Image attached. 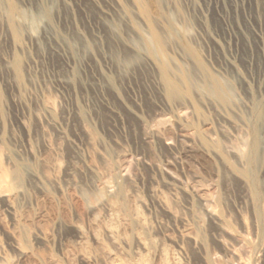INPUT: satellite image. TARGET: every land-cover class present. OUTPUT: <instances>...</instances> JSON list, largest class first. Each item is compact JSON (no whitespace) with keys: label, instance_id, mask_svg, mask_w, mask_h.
Wrapping results in <instances>:
<instances>
[{"label":"rangeland","instance_id":"374dc122","mask_svg":"<svg viewBox=\"0 0 264 264\" xmlns=\"http://www.w3.org/2000/svg\"><path fill=\"white\" fill-rule=\"evenodd\" d=\"M113 1L136 16V0H0L1 163L10 169L14 154L48 179L42 189L26 177L19 195L9 178L0 180V264H108L107 252L130 260L132 241L117 251L104 235L97 243L90 229L91 208L103 220L112 216L105 201L118 185L170 264H264V0H139L165 39L170 68L192 77L187 91L172 69L179 83L173 99L139 33L146 20L135 17L139 31ZM11 4L26 13L50 11L15 35L5 13ZM50 32L71 49L53 47ZM225 57H234L248 78ZM210 75L231 88L228 102L201 89ZM255 133V160L247 166L242 154L250 153ZM27 143L36 158L26 154ZM79 187L88 188L87 198ZM192 187L207 194L223 228L195 207ZM76 225L88 261L77 248ZM146 257L145 264H161L159 248Z\"/></svg>","mask_w":264,"mask_h":264},{"label":"bare ground","instance_id":"6f19581e","mask_svg":"<svg viewBox=\"0 0 264 264\" xmlns=\"http://www.w3.org/2000/svg\"><path fill=\"white\" fill-rule=\"evenodd\" d=\"M135 2L136 3L134 4V8L136 9V16L144 22L146 20V27L147 28L146 29L144 28L145 31L143 29L140 31V29H139L140 27H138V24H137L139 22H137V20H135L136 16L134 17L131 14L130 9H128V7H125V5H122L117 1H113L112 3L114 5V7L121 13L122 18H124V21H126L127 23H129L133 27L137 28L140 31L139 33L142 34V40H143L144 44L148 47L147 55L149 56V58L152 62L157 64V67L159 70V75H160L159 79L162 80L164 89L166 90V93L168 94L169 98H172L174 96V94L179 91V83L177 82L176 79L173 78V75H172V72L174 70H178V72L181 75L180 79L189 85L186 88V90L189 91L191 84H192L191 83V81H192L191 75L185 69H174V66H173V68L172 67L170 68L167 57H165L164 56L165 54L163 53L164 52L163 51V45L166 46V43L163 44L165 39L163 40L161 33H159L157 31L159 29L155 28L153 20L150 19V15L148 13L146 6L142 2H140L139 0H136ZM48 11H50V10L49 9L47 10L46 8H44L42 6L41 9H39L36 12L26 13L22 10H19L16 5L11 4L8 7L7 11H5V13H6V17H7V20L9 22L10 28L12 29V31L14 32L15 35H18L19 31H20V25L25 26V27L30 26L29 28H31V25H33L35 21L39 20L41 16L42 17L48 16ZM155 11H156V9H155ZM102 12L106 15V14H108V9L103 10ZM169 26H170V24H169ZM49 35L51 37H53V40H54V46L53 47H55L56 49L61 48L63 45H65L68 49H71V43H70V45L64 44L63 43L64 41L58 36L57 33L52 35L50 32ZM138 38H140V37H138ZM131 41L136 42L133 39ZM138 41H140V40H138ZM133 42H131V43L135 45V43H133ZM136 43H138V42H136ZM137 48H140V47H137ZM69 58H70V56H69ZM225 61L231 68H233V70L239 72L238 64L234 60V57L233 58L232 57H225ZM70 63H71V61H70ZM170 64H171V62H170ZM12 66H14L16 74L18 76H20V60L18 57H15V60H14V63L12 64ZM172 69H174V70L172 71ZM229 70L231 71V69H229ZM239 74L243 80L248 78L247 76H246V78H244L245 75L241 74L240 72H239ZM206 77H207V75H206ZM241 78H240V80H241ZM177 79H179V78H177ZM198 88H200V87H198ZM201 89L204 90L210 96L211 95L216 96L223 103L228 102L229 95L231 94V88L226 83L222 82V79L220 80L214 75H210L208 78H206L205 82L201 84ZM201 89H199V90H201ZM43 98H44V96H43ZM176 98H178V96ZM41 103H42V101H41ZM43 103H44V105H43L42 110H44L46 113H49L51 111L50 106L47 105V102L45 103L43 101ZM219 109H221V108H219ZM226 109H228V108H226ZM75 110H77L78 113L82 114L80 111V107H77V109H75ZM35 115H37V114H35ZM20 122L23 124V122H24L23 118L20 120ZM49 123H50V125L55 127L57 134H63V131L59 130V128H57L59 125H58V121L55 118H52V116H51V118H49ZM84 125H85V123H84ZM88 130H90V129H88ZM258 136L256 133L253 134V138L251 141L250 153L242 154V157L246 161L247 166L253 164V162L255 160L254 155H255V152H256V149L258 146ZM58 138H60V137H58ZM28 144L29 143H27V145ZM26 152H27L26 154L32 156L33 158H36L35 152L33 151L31 145H28L26 147ZM1 156H2V154L0 153V180L9 178V182L11 184L13 191H14V189H16L15 194H18L20 192V189L23 188L24 182L27 179H30L31 182L34 183L35 187L42 188V189L46 188L45 186L47 184V181H46L47 177L44 176L42 174V172L39 171L37 166H29L28 164L24 163L23 161H19V160H17V158H14V154L12 155L10 153L8 155L9 157H7V158H9V160H11L13 162V165L10 169H6L1 163ZM87 167L92 168L91 165H88ZM156 168H157V166H156ZM244 172L246 174L249 173V171L246 169H244ZM26 177H29V178L26 179ZM251 180H253V179L251 178ZM115 187H116V185H115ZM79 189H80L79 193L81 194L80 196L84 197L83 199H85L89 196V192L87 191L88 188L85 189V188L79 187ZM198 190H200V189H198ZM126 191H125L124 186L118 185V188H117L115 195L114 196L112 195L111 198H108L105 201L106 212L109 214L111 213V215H112V216L110 215L111 217L109 216L110 219L103 220L97 214V210L95 207L90 209L91 210L90 213L92 214L91 218H90L91 219L90 220V229H91L92 233L91 232L90 233H91L92 237L96 240L97 243H100L101 237L104 235L106 238L109 239L108 241H111V243L116 247L115 250H117V247L123 241L124 242H131L132 241L134 243V246H135L134 248L136 249L135 251H133V253H132L133 257L130 260L124 259L122 257L123 255L121 254L122 255L121 256L118 252H117L118 254L117 253L112 254L111 252H107L106 258L108 260V264H145L146 262H148L147 257L145 258V255H147V253L150 250L155 249V248H157V249L159 248V257L161 258V264H170L169 263L170 260H169V257L167 255V252H165V249L163 250V248L159 244L157 245V243L153 242L151 240V238L148 237V235L146 233V221H145L144 217L142 216L140 210L138 209V205H136V204L131 205L130 202L127 200V198L129 196L126 197ZM189 193H190V195H192L196 198V201L194 200L195 201V207L196 208L199 207V209L201 208V210L203 209L206 212V214L214 221V223H216L218 228H223L222 227L223 226L222 219L218 215H216L212 210H210V208H209L210 200H209V197H207V194L205 195V193H203L202 191H197L196 189L193 190V187L189 191ZM90 194H91V192H90ZM12 196L7 197L6 201H7V206L10 209L14 210V204H13ZM153 196H154V194H153ZM48 200L50 201L53 199L48 198ZM157 200H158L159 204H161L162 206H164L166 208L169 207L168 201L164 196L163 197L158 196ZM103 203H104V201H103ZM185 228H186V226H185ZM76 229H77V237H78V242H77L78 247L77 248L79 249V253L81 255V258L85 261H88L90 256L88 255V253L86 251L87 244H85L86 240L84 241V239H85L84 238V232H83L84 230L82 231V229L79 225H76ZM181 232H184V231H181ZM44 233L42 231L39 234L44 235ZM23 234H25V233H23ZM186 234L183 233L182 237H187L188 235H186ZM188 234H189V231H188ZM22 236H24V235H22ZM25 236H26V234H25ZM14 238H15V240L14 239L13 240L16 242V246H17V244H19L18 237L15 235ZM103 240H104V238H103ZM22 243H24V242H22ZM103 247L104 246H102V248ZM70 250L71 249H67L65 252L69 256H70L69 253L71 252ZM88 250H89V248H88ZM18 252H20V255L25 254V252L23 250H20ZM89 253H91V252H89ZM175 259L173 258L174 263H176ZM53 264H58V263L55 262Z\"/></svg>","mask_w":264,"mask_h":264}]
</instances>
